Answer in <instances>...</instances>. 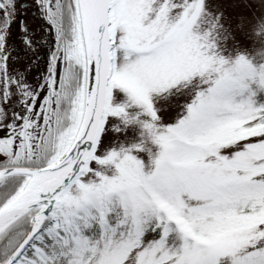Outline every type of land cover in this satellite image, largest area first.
<instances>
[{
	"label": "snow or ice",
	"instance_id": "snow-or-ice-1",
	"mask_svg": "<svg viewBox=\"0 0 264 264\" xmlns=\"http://www.w3.org/2000/svg\"><path fill=\"white\" fill-rule=\"evenodd\" d=\"M215 8L0 0V264H264V63Z\"/></svg>",
	"mask_w": 264,
	"mask_h": 264
},
{
	"label": "rangeland",
	"instance_id": "rangeland-1",
	"mask_svg": "<svg viewBox=\"0 0 264 264\" xmlns=\"http://www.w3.org/2000/svg\"><path fill=\"white\" fill-rule=\"evenodd\" d=\"M213 3L216 5L215 11L223 12L221 22L231 33L228 40L231 56L244 54L254 65L264 63V4H261V0H213ZM256 99L264 102V92H258ZM139 133V128L134 133H127L129 138L124 140L125 146L139 143ZM121 139H124L123 135ZM148 146L155 150L154 146ZM133 154L144 162L147 170V151L134 150Z\"/></svg>",
	"mask_w": 264,
	"mask_h": 264
}]
</instances>
